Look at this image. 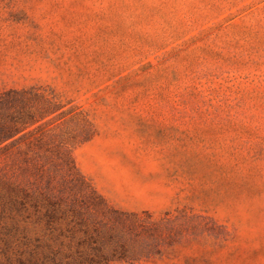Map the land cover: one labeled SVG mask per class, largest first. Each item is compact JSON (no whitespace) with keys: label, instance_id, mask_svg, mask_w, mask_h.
Segmentation results:
<instances>
[{"label":"rangeland","instance_id":"obj_1","mask_svg":"<svg viewBox=\"0 0 264 264\" xmlns=\"http://www.w3.org/2000/svg\"><path fill=\"white\" fill-rule=\"evenodd\" d=\"M11 90L27 93L6 120L48 110L0 143L4 228L48 199L83 219L84 178L125 223L89 216L105 257L92 260L60 221L59 264H264V0H0ZM11 189L29 195L21 216ZM0 239V262L44 251Z\"/></svg>","mask_w":264,"mask_h":264},{"label":"trees","instance_id":"obj_2","mask_svg":"<svg viewBox=\"0 0 264 264\" xmlns=\"http://www.w3.org/2000/svg\"><path fill=\"white\" fill-rule=\"evenodd\" d=\"M25 93H27L25 90H11V92L9 91L1 94L0 109L3 105H6V108H8V106L10 109L13 108L11 100H13L14 95H21ZM35 95L43 97V94L40 93H36ZM40 108L26 110L25 112L15 109L11 110L8 120H6L0 112V143L14 136L29 123H34L39 120V118L43 117L47 112L48 107ZM63 161L68 165L66 170L68 177H70L69 179L81 182V178L77 176V172L75 171L73 161L71 160L69 154H64ZM83 196V219L80 217L81 211L78 208H74V205L72 207L69 206V208L66 209L60 201H52L48 199L44 211L42 213L37 211V215L34 213L35 217L32 222L30 220V215L21 216L22 210L27 211L26 205L27 198L29 197L28 193L18 189L9 190L7 197L5 198V202L11 212L14 210L21 216L20 218L23 225L20 227L17 223L19 219L14 216H12V222L7 228H4L0 223V236L4 235V244L8 246V243L15 240L28 247V242H33L36 246L32 248V251L39 249L41 244H44V251L40 256L41 258H36L34 253L30 252V259H17V263L11 262L12 259H6V261L0 262V264H59L54 261L57 251L51 244L50 238L60 221H63L66 225H73L78 227V229H81L83 231V239L86 238L87 241L94 244L90 247L93 252L83 250V259H105L104 254L100 252V248L96 245V236L99 235L97 222L90 220L89 216L94 215L107 219V216L109 215L108 217L113 218L114 223H125V219H120L118 214L119 211L109 206L107 202L96 192L91 183L85 181L84 178ZM30 205L35 207L37 210L38 205L36 202L30 203ZM10 207H13L14 209H11ZM2 217L3 216L0 211V221ZM107 220L110 221L109 219ZM113 222L110 224V227L115 225ZM30 223L41 224L42 233L31 236L30 229L28 228ZM91 227L95 233L92 232ZM64 264H69V262H65Z\"/></svg>","mask_w":264,"mask_h":264}]
</instances>
